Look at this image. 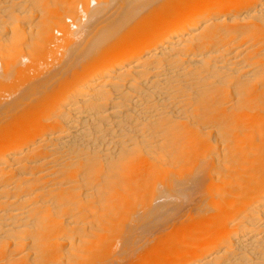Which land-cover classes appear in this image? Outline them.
Returning <instances> with one entry per match:
<instances>
[{"label": "bare ground", "instance_id": "bare-ground-1", "mask_svg": "<svg viewBox=\"0 0 264 264\" xmlns=\"http://www.w3.org/2000/svg\"><path fill=\"white\" fill-rule=\"evenodd\" d=\"M0 264H264V0H0Z\"/></svg>", "mask_w": 264, "mask_h": 264}]
</instances>
